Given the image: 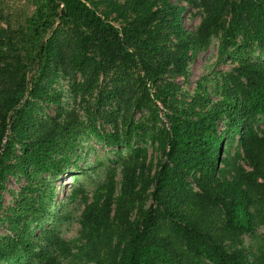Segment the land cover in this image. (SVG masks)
I'll return each mask as SVG.
<instances>
[{"label": "trees", "instance_id": "obj_1", "mask_svg": "<svg viewBox=\"0 0 264 264\" xmlns=\"http://www.w3.org/2000/svg\"><path fill=\"white\" fill-rule=\"evenodd\" d=\"M157 1L160 8L154 11L144 9L145 0L134 1L135 15L119 29L88 0H47L34 54L22 59L9 43L13 63L5 70L16 83L0 92V184L15 174L12 168L38 174L61 172L71 164L77 137L72 123L47 124L30 137L33 122L23 121L54 52L53 80L63 67L75 95L80 90H85L82 99L90 95L89 133L99 144L133 157L123 167L118 197L111 176L100 194L84 201L81 234L97 248V264H264V240L254 254L241 247L243 238L264 224V64L250 61L252 52L264 53V0H194L203 14L194 36L182 24L183 7ZM214 37L218 59L234 58L238 64L224 77L220 101L208 107L204 92L186 109L175 107L166 115L168 126L158 136L151 134L164 162L152 179L156 206L146 209L142 192L149 184L140 192L137 173L143 151L131 142L141 137L146 123L140 126L134 116L147 112L153 132L160 122L157 103L166 104L175 93L164 77L184 75ZM67 44L75 53L71 62ZM100 77L109 78L107 91L100 90ZM120 105L122 114L106 121L114 123V131L95 129L102 109ZM15 155L18 165H9ZM18 246L16 258L0 251V264H62L48 251L35 252L29 240ZM48 246L69 253L58 234L50 236Z\"/></svg>", "mask_w": 264, "mask_h": 264}, {"label": "rangeland", "instance_id": "obj_2", "mask_svg": "<svg viewBox=\"0 0 264 264\" xmlns=\"http://www.w3.org/2000/svg\"><path fill=\"white\" fill-rule=\"evenodd\" d=\"M134 1L136 0H88L87 4L98 8L99 13H106L109 21L121 29L125 21L135 15L137 7L132 4ZM168 1L172 6L185 9L182 13V24L184 29L194 36L203 18L197 3L194 0ZM192 1L195 4H192ZM46 5L47 0H0V92L6 89L2 88L3 86H15L16 83L13 73L5 70L6 64L13 63L9 61L13 59L9 43L20 50L17 55L22 59L25 57L28 59L34 54L35 47L42 40L36 32L42 23L44 11H48ZM143 7L147 8V11L150 9L154 11L160 8V3L157 0H145ZM55 23L56 27L58 20H55ZM170 41L172 43L173 39ZM218 46V38H212L208 48L201 50L189 63L184 75L174 76L170 73L164 77L163 83L172 84L175 93L166 104L157 103L160 122L153 132L151 120H147V112L134 116L138 124L146 123L142 126L140 124L141 128H144V130L140 128L141 137H135L131 141L133 148L139 147L143 151L144 163L141 160L137 173L140 192L149 184L148 190L142 192L146 209L152 205L156 206L152 199L154 191L152 179L164 162L158 142L152 139L151 134L158 136V130L168 126L166 115L175 107L186 109L193 100L202 97L204 92L208 94V107L220 101L224 77L237 66L238 61L234 58L219 60ZM53 53L48 56L49 68L41 76L36 98L30 99L27 104L28 112L25 113L23 121L33 122L32 127L28 129L30 137L36 131L43 130L47 124L54 126L58 123H72L77 137L71 164L61 172L38 174L31 168H27L26 171L12 168L15 174L8 176L7 180L0 184V251L7 253V259L16 258L21 255L17 250L20 241L29 240L36 244L35 252L48 251L62 264H97L95 261L97 248L89 244L81 234L79 221L85 207L84 201L91 202L95 194H100L111 176L115 184L114 197H118L123 167L128 159L133 157L129 151L118 154L115 148L99 144L95 136L89 133L90 123L86 119L85 108L92 107L89 102L90 95H84L82 99L85 90H80V94L75 95L72 84L63 74V67H59L60 71L55 70L57 77L53 80L54 70L51 61ZM65 56L70 62L75 56L74 50L72 51L68 44ZM250 61L264 64V53H260L259 50L252 52ZM68 67L73 70L70 64ZM77 78L81 79L80 75ZM99 84L100 90L107 91L109 78L100 77ZM93 96L94 94L92 99ZM122 110V105L102 109L101 117L93 126L100 133L114 131V123L107 124L106 121L116 119L118 114H122ZM261 127H264V122ZM15 152L16 155L19 154L18 145ZM16 155L8 162L9 165H18ZM45 210L47 216H44ZM136 218L135 211L131 220ZM52 234H58L68 245L69 253L48 246ZM263 240L264 224H259L254 235L243 238L241 247L246 253L254 254L257 245ZM81 251H84L82 256L73 257ZM34 264L40 262L36 261Z\"/></svg>", "mask_w": 264, "mask_h": 264}]
</instances>
